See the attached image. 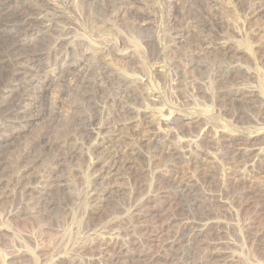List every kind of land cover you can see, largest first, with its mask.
I'll return each instance as SVG.
<instances>
[{
	"label": "rangeland",
	"instance_id": "obj_1",
	"mask_svg": "<svg viewBox=\"0 0 264 264\" xmlns=\"http://www.w3.org/2000/svg\"><path fill=\"white\" fill-rule=\"evenodd\" d=\"M178 252L264 264V0H0V264Z\"/></svg>",
	"mask_w": 264,
	"mask_h": 264
},
{
	"label": "bare ground",
	"instance_id": "obj_2",
	"mask_svg": "<svg viewBox=\"0 0 264 264\" xmlns=\"http://www.w3.org/2000/svg\"><path fill=\"white\" fill-rule=\"evenodd\" d=\"M18 45V44H17ZM15 49V48H14ZM17 53V52H16ZM15 53V54H16ZM22 56V55H21ZM96 67V66H95ZM97 68V67H96ZM226 68V67H225ZM221 70V69H220ZM220 75V74H219ZM222 76V75H221ZM101 78V77H100ZM95 82V81H94ZM104 82V81H103ZM102 83V82H101ZM104 85V84H103ZM119 95V94H118ZM190 189V188H189ZM195 199V198H194ZM197 201V200H196ZM171 220V219H170ZM187 222V221H186ZM191 222V221H190ZM194 222V221H193ZM188 223V222H187ZM187 223H185V224H187ZM192 224V223H191ZM184 225V224H183ZM184 226H186V225H184ZM174 227V226H173ZM172 227V228H173ZM180 227H178V232H177V235L175 236V241H174V243H176L177 245H180V244H182V243H184L185 242V239H186V237H187V235H186V232H185V229H183L182 227H181V229H179ZM189 228V227H188ZM172 231V230H171ZM193 231H196V230H193ZM198 232V231H197ZM189 234V233H188ZM194 234V233H193ZM198 234V233H197ZM174 237V236H173ZM139 238V237H138ZM147 238V237H146ZM129 239V238H128ZM136 239V238H135ZM138 240H140V239H138ZM194 242H195V240H194ZM129 243V242H128ZM173 243V244H174ZM188 243V242H187ZM127 244V243H126ZM199 245V244H198ZM174 246V245H173ZM182 247V246H181ZM175 250H177V249H175ZM174 250V251H175ZM188 252V251H187ZM190 252V251H189ZM169 255V254H168ZM167 259H169L171 262V264H179V262H182L183 261V256L182 255H180L179 254V252L178 253H173L172 255H170V256H168V258ZM166 259V260H167ZM211 259V258H210ZM205 261V260H204ZM175 262H177V263H175ZM206 262V261H205Z\"/></svg>",
	"mask_w": 264,
	"mask_h": 264
}]
</instances>
